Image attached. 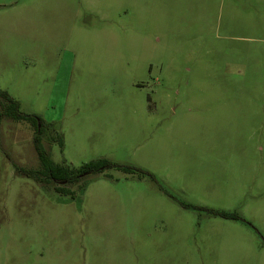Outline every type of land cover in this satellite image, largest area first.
<instances>
[{
  "label": "rangeland",
  "instance_id": "374dc122",
  "mask_svg": "<svg viewBox=\"0 0 264 264\" xmlns=\"http://www.w3.org/2000/svg\"><path fill=\"white\" fill-rule=\"evenodd\" d=\"M0 91L115 165L0 115V264H264V0H0Z\"/></svg>",
  "mask_w": 264,
  "mask_h": 264
},
{
  "label": "trees",
  "instance_id": "16d2710c",
  "mask_svg": "<svg viewBox=\"0 0 264 264\" xmlns=\"http://www.w3.org/2000/svg\"><path fill=\"white\" fill-rule=\"evenodd\" d=\"M0 107L3 110L2 113L0 114L1 116H4L14 122H24L31 124L35 128L36 133L32 138V144L34 151L39 160V169L34 171H28V170H22L20 168H16V171L18 174L33 180L37 184L43 186L48 183L50 185L57 186L55 188V191L57 193L68 194L70 193V191L60 186L71 185L75 183L77 181V178L81 176L96 174L98 171H100V169H105L115 166L103 160L87 163L77 169L68 165L60 166L53 164L46 155V152L41 143L39 127L42 125V121L40 120V118L37 116L21 114L18 111L17 102L12 100L7 95V93L3 91H0ZM60 143H61V139H60ZM119 168L126 171H136L139 172L140 174H146L150 176L148 173L135 169L133 167L119 166ZM217 215H220L225 218L233 217L223 213H217Z\"/></svg>",
  "mask_w": 264,
  "mask_h": 264
}]
</instances>
